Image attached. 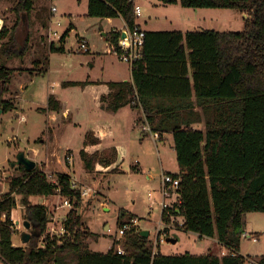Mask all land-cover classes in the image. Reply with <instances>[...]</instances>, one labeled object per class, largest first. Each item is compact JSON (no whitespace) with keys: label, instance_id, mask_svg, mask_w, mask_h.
Instances as JSON below:
<instances>
[{"label":"trees","instance_id":"obj_1","mask_svg":"<svg viewBox=\"0 0 264 264\" xmlns=\"http://www.w3.org/2000/svg\"><path fill=\"white\" fill-rule=\"evenodd\" d=\"M33 2L19 0L15 10L28 14ZM157 2L245 15L243 29L238 32H145L141 56L132 64V81L108 83L110 93L101 97L110 112L126 105L139 109L149 130L159 139L164 133L172 135L178 173L171 175L179 178V186L171 213L181 218V230L215 238L227 254L154 253L148 237L135 230L125 233L123 254L117 253V241L105 253L90 251L87 240L94 234L84 226L79 212L83 198L81 191L72 186L70 176L59 172L51 181L37 166L31 171L19 166L21 175L12 178L8 192L0 199L1 264H70L68 258L72 264H264V256L254 261L240 254L244 215L264 213V0ZM133 10L129 0L87 3L88 17H120L129 29L136 25ZM10 33L2 27L0 41ZM68 33L66 30L61 35L59 48L51 43L49 50L64 51ZM119 37L115 32L106 35L107 53H118ZM0 47L6 60L25 55V51L15 49L10 39ZM14 71L0 65L3 113L15 108L12 101L2 98ZM76 84L79 83L68 85ZM47 110L60 112V103L54 96L48 98ZM198 124H203V129L193 128ZM99 143L92 132L85 134L79 156L87 173H92L96 164L108 166L115 160L114 150L104 157L85 151ZM58 194L70 203L71 209L65 215L63 236L52 237L51 211L34 200ZM18 203L35 232L28 240L31 245L13 244L11 213Z\"/></svg>","mask_w":264,"mask_h":264},{"label":"rangeland","instance_id":"obj_2","mask_svg":"<svg viewBox=\"0 0 264 264\" xmlns=\"http://www.w3.org/2000/svg\"><path fill=\"white\" fill-rule=\"evenodd\" d=\"M18 1L0 0V18L3 20V27L11 32L2 42H8L10 39L15 49L19 52L25 51L21 59L6 60L3 59L4 53L0 50V65L15 70L6 85L7 91L2 96L3 100L5 97V100L12 101L15 108L0 115V199L8 192L12 178L21 175L15 163L19 149L31 154L33 148L41 146V139H46L51 145H59L57 151L61 155L66 148L77 153L85 131L96 124L97 121L93 122V120L99 118L95 115L97 107L84 91L83 83L75 82L79 84L63 87L62 82L84 80L89 72L103 76L106 75V69L109 67L116 72L124 73L128 72L130 67L126 63H120L113 55L105 57L101 54L106 45V39L101 34L109 31L111 25L106 18L87 16V0H34L28 14L23 13V10H15ZM136 3L141 7V16L137 19L146 21L148 27L158 31L181 29L186 25L202 26L203 22L200 21L204 16L208 17L204 24L210 26L215 24L211 22V17L217 16L220 12L219 9L183 8L179 4L164 6L157 0H137ZM51 7L56 9L53 14L50 11ZM221 12L225 16L229 13L235 16L233 31L238 32L243 29L244 22L239 13L229 10H221ZM220 18L223 20V17ZM57 22L60 26L56 25ZM120 22L113 21L114 27ZM70 23L74 27L73 30ZM66 30H69V33L63 44L65 50L51 53L50 42L54 41L55 48H59V39ZM20 31L22 33H19ZM24 36L27 38L26 41ZM79 38L86 40L88 51L79 50L82 41ZM35 60H39L40 63L36 65ZM93 65L94 68H91L90 66ZM39 70L44 72L31 75L32 72ZM1 85L4 87L3 82H0ZM16 91L19 94L14 97ZM48 93L53 94L64 104V108L69 112L70 121H62L57 117V121L49 123L46 115L41 114L34 107L47 104ZM22 117L25 121H21ZM49 124L52 128L46 129L45 126ZM112 124L113 137L125 152V157L116 164L117 166L109 165V172L108 169L103 168V165L96 164L94 171L86 176L78 156L75 155L74 164H71L75 172L72 181L76 184V188L80 191L90 189L89 195L83 198L79 209L84 226L94 234L87 240L88 249L105 253L112 247L114 241H117L123 250L125 234L120 238L118 229L128 224L130 229L127 232L131 230L149 232L148 240L152 244L154 253L159 252L164 255L210 253L218 256L227 253L225 248L219 251L215 245H208V238L199 239L196 234L181 232L182 221L179 217L172 216L173 219L167 217L161 222L163 201L161 177L163 173L178 171L175 151L171 147L173 139L168 137L163 141V145L157 139L154 140L151 137L152 132L146 133L141 130L142 126L148 127L146 122L144 125L140 123L138 127L134 123ZM194 126L203 129V124ZM59 167L69 168L66 158ZM47 170V178L55 181L56 168L48 167ZM174 199L175 195L172 194L170 198L165 199V203L169 204ZM63 200L57 196L34 200L38 204L48 206L51 211L50 234L52 228L55 231L61 228L63 216L68 211L65 208L57 209ZM23 211L18 203L11 213L12 230L15 234L14 246L28 245L29 241L27 243L21 241L23 232L35 235L33 226L28 230L23 227V222L27 221L23 217ZM120 212H122L121 216H119ZM1 219H4L3 215ZM243 220L246 236L243 234L240 251L244 257L249 256L257 261L259 260L257 255H264V213H248L244 215ZM120 223L123 225L120 226ZM178 230H180L178 242L176 244L166 242V239L174 236L173 232ZM160 235L164 236L165 243H160ZM250 236L257 241H252ZM41 246L38 244V247ZM68 261L72 264L70 258Z\"/></svg>","mask_w":264,"mask_h":264},{"label":"crops","instance_id":"obj_3","mask_svg":"<svg viewBox=\"0 0 264 264\" xmlns=\"http://www.w3.org/2000/svg\"><path fill=\"white\" fill-rule=\"evenodd\" d=\"M78 1H80V0H78ZM87 3H88V0L86 1V11H87ZM140 9H141V7H140ZM50 11H51V9H50ZM229 11H231V10H229ZM55 12H56V9H55ZM55 12L51 11L52 14L55 13ZM218 13L219 14H217V16L211 17V22H214L215 24H212L210 26H206L204 24L208 20V17L204 16V17H202V20L200 21V22H203L202 26H191V25L187 26L186 25L185 28L174 29V30H170L168 32L179 31V32H181L183 34L186 33V32L205 31V30L215 31V32H235V31H233V25H234V22H235V16H233L230 13L225 16V14H223V12H221V10ZM236 13H238V12H236ZM240 15H241L242 19L245 16V15H242V14H240ZM220 16L223 17V20L220 18ZM106 20L108 22H110L111 29L109 31H107L106 33H102L101 34V36H103V38H106V35L108 33H111V32H115V33L121 34L123 32V30H125L127 28L125 22L120 17L119 18H114V19H106ZM115 20L121 21L120 23H118L116 25V27H114V24H113V21H115ZM136 25L138 27H140L144 32H147V31H152V32L156 31V32H158V30H154L151 27H148L146 21L143 22V21H139L137 19L136 20ZM70 27H71V30H73L72 28H74V27H73L72 23H70ZM22 31H24V30H22ZM19 33H22V32L20 31ZM24 39L26 41L27 38H25V36H24ZM79 39H81L87 45V42H86L85 39H82V38H79ZM0 43L2 44L3 42L0 41ZM51 43H54V41L50 42V44ZM87 51H88V47H87ZM51 53H53V52H51ZM101 54L105 55V57L106 56H109V57L112 56V54L106 52V45H105L104 51L101 52ZM113 57H116V59L118 61H120V63L122 62L116 55H113ZM111 64L113 65L114 62H112ZM90 67L94 68V65L90 66ZM131 68H132V66L128 67V72L119 73V71L116 72V71H114L113 69H111L109 67V68L106 69L107 70L106 71V75H103V76L102 75L98 76L97 74L89 72L88 74H86L84 80H81V81L68 80V81H63L62 82V86L63 87H68L67 85L69 83H75V82H82L83 83L84 91H86L88 93V95L92 99L94 105L97 107V109H95V112H96L95 115H97V117L100 118V119L97 118L98 120L95 119V121L93 120V122L97 121L96 124L93 125L92 128H89L87 131H85L84 136H83V141H84L85 134L87 132H92L94 134V136L97 139H99L100 143L97 146H95V147H86L85 151L88 154L98 153L101 157H104V156H107V155L110 156V154H111L110 152H112V150H114L115 160L111 164V165L114 164L113 167L117 166L116 164H118V162L121 159L123 160V158L125 157V152L123 150V147L120 146L118 143H116L115 138L113 137V130H112L113 124L112 123L123 124L125 122V125L134 123L136 125V127H138L140 123L144 125L145 118H144L142 112L139 109L138 110L137 109H133L129 105H126V106L120 108L116 112H108L107 109H106V104L101 101V97L107 96L110 93V89L108 87V83H111V82H131L132 81ZM9 69H13V68H9ZM34 73H36V72H32L31 75L34 74ZM17 94H19V93L16 91L14 97H17ZM50 96H53V94L48 93L47 94V100H48V98ZM4 100H5V97H4ZM56 100H58V99H56ZM58 101H59L60 107H61V110L58 113L47 110V104H45V105L41 104L40 106H34V107L38 110V112H40L41 114H45L46 115L49 123L53 122V121H57V117H59L62 121L63 120L64 121H70V117H69L70 115H69V112H67V108H64V104L60 100H58ZM196 111H199V109H196ZM125 115H127L128 117H125ZM23 120L25 121L24 117L21 118V121H23ZM73 124H74V122H73ZM45 127H46V129L47 128H49V129L52 128L50 126V124H49V126L47 125ZM141 128H142L141 130L143 132H146V133L147 132H151L149 130V127L142 126ZM193 128L199 129V128L195 127V126H193ZM151 137L154 140L157 139L163 145L164 144L163 141L167 140L168 137L172 138V135L170 133H164L162 138L159 139L157 134L151 133ZM83 141H82L81 147H80V149H78L77 153L74 152L73 150L69 149V148H66L64 150V152H63V155H61L60 152L57 151L58 150L57 147H59V145H51L50 141H48L46 139L45 140L41 139V141H40L41 146L33 148L32 151H31L32 152L31 154L27 153V151L26 152L23 151V152L25 153V156L28 159L33 160L36 163L37 167L42 169L43 172L47 173L48 172V170H47L48 167L51 168V169H55L56 168V170H54V172H57V173H59V172L63 173L64 172V173H66V174H68L70 176L71 181H72V176L75 175V172L72 169L73 168L72 165L74 164L73 163V159H74L75 155L80 158L79 151L83 148ZM171 147L173 148V145ZM19 151H21V150L19 149L18 152ZM26 154H28V155H26ZM68 154L69 155L72 154V158H71L72 159L71 160L72 163L68 162L70 169L66 168V167L60 169L59 165L62 164V162H64V158L68 157ZM62 158H63V160H62ZM41 166H43V167L41 168ZM109 167H110L109 165L108 166L107 165H103V168L108 169L109 172H110ZM103 172H106V171L103 170ZM175 173H178V171L167 172V173H163V174H175ZM87 174L88 173L86 172V176H87ZM102 177H104V175ZM92 182H94L93 186H95L96 185L95 184V180H93ZM98 184H100L99 181H98ZM66 213L67 212H65V214ZM179 231L180 230L173 232L174 236H172L171 238L174 239L176 242L175 243H171V244H176L178 242V232ZM181 232H184V231L182 230ZM184 233H190V232H184ZM196 236L199 239H206L205 237H200L197 234H196ZM208 239H209V242H208L209 244L208 245H211V244L215 245L216 248H219V251H221V249L224 248L223 246L218 244V242L216 241L215 238H208ZM240 254L243 256L241 251H240ZM191 255H197V254H191ZM257 256L260 258L261 256H264V255H257Z\"/></svg>","mask_w":264,"mask_h":264},{"label":"built area","instance_id":"obj_4","mask_svg":"<svg viewBox=\"0 0 264 264\" xmlns=\"http://www.w3.org/2000/svg\"><path fill=\"white\" fill-rule=\"evenodd\" d=\"M133 6H134V15L135 18H139L141 16V9L140 7L136 4V0H129ZM52 12H55V8L52 7L51 8ZM57 26L60 25V23L58 22L56 24ZM3 27V21L0 18V30ZM122 34L124 35V37L122 38ZM144 39H145V32L138 27L137 25H135L133 28H126L125 30H123V32L120 34L119 40H118V44H117V49H118V53H116V56L123 62L126 63L130 66H132L133 62H135L136 60H138L141 56V51L144 45ZM79 50L86 52L87 51V45L85 42L81 41L79 44ZM72 158V154L68 155V157H66V160H68V162H71ZM44 174L46 175V173L44 172ZM72 186L74 188H76V184L74 182H72ZM161 194H162V198L163 201L161 203V222L166 219L167 217H170L171 219H173V215H172V210H173V206L174 204L177 203L176 200V190L178 189L179 186V178H174L172 177L171 174H163L161 177ZM89 190H83L81 191V196L82 198L86 197L89 195ZM174 194L175 195V199L173 202L167 204L165 203V199L170 198V196ZM150 196V194H149ZM57 197H60L59 194L57 195ZM61 206H58L57 209L60 208H65L67 210L71 209V205L67 200H63V203L60 204ZM164 214V215H163ZM66 215V214H65ZM65 215L63 216V222L65 220ZM164 217V218H163ZM62 222V226L59 230L55 231L52 228V233L50 234V236L54 237V236H63L64 234V225ZM16 227V224H14ZM182 225V223H180V226ZM13 227V225H12ZM130 229V226L128 224H125L123 226H121L118 229V235L119 237H123L124 234ZM246 236V234H244ZM160 243H165L164 242V236L160 235ZM159 236V237H160ZM252 241H257L256 238L251 237ZM168 239V238H167ZM166 239V242H167ZM158 242V240H157ZM42 247V246H41ZM117 253L118 254H123V250L117 246L116 247ZM227 252V251H226ZM227 253H224L223 255H225ZM256 264V263H255Z\"/></svg>","mask_w":264,"mask_h":264},{"label":"water","instance_id":"obj_5","mask_svg":"<svg viewBox=\"0 0 264 264\" xmlns=\"http://www.w3.org/2000/svg\"><path fill=\"white\" fill-rule=\"evenodd\" d=\"M123 37H124V35L122 34V38ZM1 113H2V110L0 109V114ZM15 163H16V166H18V167L22 166L27 171H31L36 167V163L33 160L28 159L25 156V153L23 151H20L17 153ZM13 166H14V164H13ZM23 227L26 230H28L30 227H32V225L28 221H25V222H23ZM31 236H34V234L23 232L21 234V241L23 243H27ZM141 236L147 238L148 237V231H146V230L141 231ZM167 242L175 243L176 241L172 238H168Z\"/></svg>","mask_w":264,"mask_h":264}]
</instances>
